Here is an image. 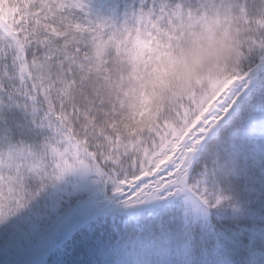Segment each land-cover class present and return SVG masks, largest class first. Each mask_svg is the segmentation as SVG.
<instances>
[{"label":"snow or ice","instance_id":"snow-or-ice-1","mask_svg":"<svg viewBox=\"0 0 264 264\" xmlns=\"http://www.w3.org/2000/svg\"><path fill=\"white\" fill-rule=\"evenodd\" d=\"M0 264H264V0H0Z\"/></svg>","mask_w":264,"mask_h":264}]
</instances>
